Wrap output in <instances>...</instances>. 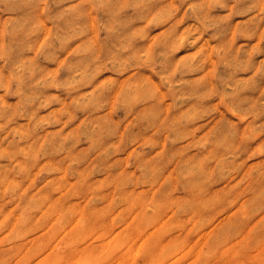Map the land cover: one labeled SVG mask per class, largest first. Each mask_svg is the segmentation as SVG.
I'll return each mask as SVG.
<instances>
[{"label":"rangeland","instance_id":"obj_1","mask_svg":"<svg viewBox=\"0 0 264 264\" xmlns=\"http://www.w3.org/2000/svg\"><path fill=\"white\" fill-rule=\"evenodd\" d=\"M0 264H264V0H0Z\"/></svg>","mask_w":264,"mask_h":264}]
</instances>
